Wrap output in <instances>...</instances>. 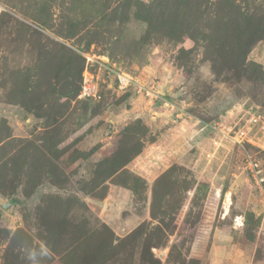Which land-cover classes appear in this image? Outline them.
I'll use <instances>...</instances> for the list:
<instances>
[{
    "label": "rangeland",
    "instance_id": "1",
    "mask_svg": "<svg viewBox=\"0 0 264 264\" xmlns=\"http://www.w3.org/2000/svg\"><path fill=\"white\" fill-rule=\"evenodd\" d=\"M254 114L264 0H0V264H264Z\"/></svg>",
    "mask_w": 264,
    "mask_h": 264
},
{
    "label": "built area",
    "instance_id": "2",
    "mask_svg": "<svg viewBox=\"0 0 264 264\" xmlns=\"http://www.w3.org/2000/svg\"><path fill=\"white\" fill-rule=\"evenodd\" d=\"M127 83L126 77L120 78V85L124 86ZM93 96L95 98H101V94H99L98 91H95L93 86L84 84V89L81 93V97H90ZM253 128H258L259 131H262L264 129V117L260 114H254L251 116L247 124H245L243 127H239V129L231 130V132H228V135L233 140L242 143L245 141L249 142H255L256 138H258L256 135H252ZM236 131V132H235ZM247 139V140H246ZM248 166L251 170L252 175L255 178L256 183L258 185L264 184V173H262L263 170L260 169L259 164L256 160H253L252 158H248Z\"/></svg>",
    "mask_w": 264,
    "mask_h": 264
}]
</instances>
